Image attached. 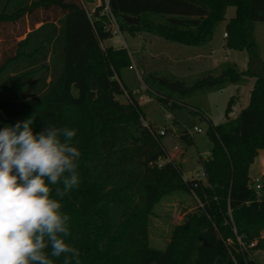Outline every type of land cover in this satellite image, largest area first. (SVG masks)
Instances as JSON below:
<instances>
[{"label":"trees","instance_id":"1","mask_svg":"<svg viewBox=\"0 0 264 264\" xmlns=\"http://www.w3.org/2000/svg\"><path fill=\"white\" fill-rule=\"evenodd\" d=\"M109 3L123 32H150L189 46L209 43L227 8L235 7L226 45L250 53L246 71L229 64L190 85L153 73L145 81L168 110L184 106L174 94L255 78L238 119L210 125L213 146L199 157L204 179H186L163 144L161 128L144 122L146 112L122 80V70L132 65L129 50L103 47L111 38L107 19L98 12L90 19L80 0H0V24L28 18L30 26L0 63V130L31 116L35 133L48 125L77 130L79 185L59 197L55 189H63L62 183L46 182L69 217L72 235L66 242L77 250L79 264H259L252 253L264 250V184L256 189L250 166L264 149V75L252 67V61L262 62L255 30L264 22V0ZM123 15L136 17V23ZM124 95L126 103L119 99ZM178 137L194 144L187 129ZM175 191L192 193L200 207L173 228L165 250L156 249L149 241L150 217L158 201ZM43 251L52 264H63V256H51V246Z\"/></svg>","mask_w":264,"mask_h":264},{"label":"rangeland","instance_id":"2","mask_svg":"<svg viewBox=\"0 0 264 264\" xmlns=\"http://www.w3.org/2000/svg\"><path fill=\"white\" fill-rule=\"evenodd\" d=\"M234 15L235 7L229 6L225 19L217 25L211 41L199 46L169 41L150 32L135 34L123 32L132 65L122 70V80L146 112L144 122L156 123L160 128L165 126L172 130L165 134L163 144L166 150H169L167 151L170 152V158L180 164L186 179L198 177L204 179L199 157L208 155L213 146L209 134L210 125H220L238 119L242 109L250 102V92L255 78L246 77L237 83H224L185 97L174 94L184 106L168 110L162 108L152 96L155 92L148 90L145 81H148V74L153 73L168 78L176 77L190 85L208 71L218 74L229 64L236 65L240 71H246L251 59L250 53L226 45V24ZM29 27L28 18L16 24H0V63L3 56L14 49L16 42L24 38L22 32L29 31ZM255 37L261 61L264 62V22L256 23ZM102 45L122 46L115 42V37L105 40ZM262 62L252 61L253 69L260 75H264ZM95 91L96 86L94 93ZM232 98L234 101L229 105ZM119 99L123 103L129 101L125 95ZM188 105L195 111L187 109ZM195 126L203 131L201 133L193 131ZM183 129L192 132L194 144L185 145L179 139L178 133ZM175 146H179V149ZM250 177L254 186L264 184V155L259 154L255 157L250 166ZM199 207L198 200L187 191H175L164 195L155 205L150 217V245L165 250L173 228L181 224L187 214L197 212ZM262 235L264 236V230ZM252 255L257 263H264V250H256Z\"/></svg>","mask_w":264,"mask_h":264},{"label":"clouds","instance_id":"3","mask_svg":"<svg viewBox=\"0 0 264 264\" xmlns=\"http://www.w3.org/2000/svg\"><path fill=\"white\" fill-rule=\"evenodd\" d=\"M34 116L0 130V264H79L77 250L66 242L72 233L69 217L50 197V187L61 182L63 197L79 185L76 129L45 126L33 131Z\"/></svg>","mask_w":264,"mask_h":264},{"label":"built area","instance_id":"4","mask_svg":"<svg viewBox=\"0 0 264 264\" xmlns=\"http://www.w3.org/2000/svg\"><path fill=\"white\" fill-rule=\"evenodd\" d=\"M110 0H80L81 5L83 6L84 10L86 11L88 17L90 19H93L95 14L98 12V15L105 16L107 19V24H106V30L110 32L111 38L115 37V42L118 44H121L122 46H126V41L123 37V31L120 27L119 21L116 18V16L113 14L110 8ZM189 131V130H188ZM195 132L201 133L203 130L200 127L195 126L194 130ZM190 134L192 132L189 131ZM161 135L166 134L165 128H161L160 130ZM177 149V147H175ZM163 161L160 160V164H162ZM261 185L257 184L256 189L260 190Z\"/></svg>","mask_w":264,"mask_h":264},{"label":"water","instance_id":"5","mask_svg":"<svg viewBox=\"0 0 264 264\" xmlns=\"http://www.w3.org/2000/svg\"><path fill=\"white\" fill-rule=\"evenodd\" d=\"M122 18L125 21L132 23V24L136 23V21H137L136 17H133V16L123 15ZM91 90H92V92L90 94V98H94V96H95V93H94L95 82H94V80H92V82H91ZM259 154L264 155V149H259Z\"/></svg>","mask_w":264,"mask_h":264},{"label":"crops","instance_id":"6","mask_svg":"<svg viewBox=\"0 0 264 264\" xmlns=\"http://www.w3.org/2000/svg\"><path fill=\"white\" fill-rule=\"evenodd\" d=\"M90 1V0H89ZM40 24H38V26H39ZM37 26V27H38ZM25 36V35H24ZM163 128V127H162ZM175 147H177V149H179V146H175ZM168 150V149H167ZM169 151V150H168ZM169 154H170V152H169ZM203 174V173H202Z\"/></svg>","mask_w":264,"mask_h":264}]
</instances>
